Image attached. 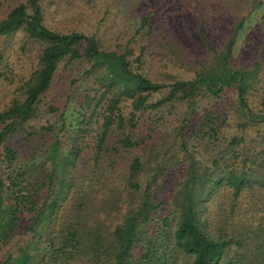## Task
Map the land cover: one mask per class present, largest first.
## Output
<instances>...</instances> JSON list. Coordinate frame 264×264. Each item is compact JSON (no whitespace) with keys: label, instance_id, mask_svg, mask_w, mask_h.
<instances>
[{"label":"trees","instance_id":"obj_1","mask_svg":"<svg viewBox=\"0 0 264 264\" xmlns=\"http://www.w3.org/2000/svg\"><path fill=\"white\" fill-rule=\"evenodd\" d=\"M52 2L0 0V264H264V59L234 58L241 23L193 58L164 15L129 30L107 5L84 34ZM61 2L68 22L97 3ZM60 80L83 83L67 123Z\"/></svg>","mask_w":264,"mask_h":264},{"label":"rangeland","instance_id":"obj_2","mask_svg":"<svg viewBox=\"0 0 264 264\" xmlns=\"http://www.w3.org/2000/svg\"><path fill=\"white\" fill-rule=\"evenodd\" d=\"M55 1L57 0L45 6L46 19L57 27L59 25H64L67 29L74 27L76 31L84 32V34L93 32L97 24H100L98 19L102 12H106V22L103 24L107 26V5L112 10L116 8L124 12L126 10L125 22L130 26L129 30L143 16L149 15L151 18H157L164 15L174 26L180 40L193 54V58L206 52L201 36L207 38L210 43L216 44L224 37L231 35L235 25L241 23L237 33L234 58L240 64L256 58L264 59V17H262L264 0H145L143 3L133 2L130 10H127L128 0H96L95 7L91 8L92 12H88V9L83 10L82 16L73 22L62 20L68 13L64 10L66 8L62 2L56 5ZM47 2L48 0H43L44 5ZM102 29L103 27H99L98 32ZM0 47H2L1 38ZM177 77L187 79L191 75L178 72ZM54 88L56 103L62 104L68 96L67 105L63 109V117L66 123L70 122L69 111L71 107H77L75 101L82 93L83 83L79 82L68 87L66 80H60ZM208 104L207 99L199 101L195 115L199 114ZM177 113L174 117H163L158 122L157 130L169 127L170 122L177 117ZM52 166L57 171L59 162L54 160ZM180 174V172H171L167 182H172ZM170 185H165V192L170 191ZM2 196L3 201H6L5 195Z\"/></svg>","mask_w":264,"mask_h":264}]
</instances>
